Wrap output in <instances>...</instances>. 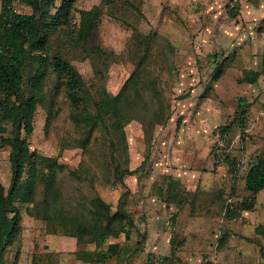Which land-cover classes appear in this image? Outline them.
Listing matches in <instances>:
<instances>
[{
  "label": "rangeland",
  "instance_id": "1",
  "mask_svg": "<svg viewBox=\"0 0 264 264\" xmlns=\"http://www.w3.org/2000/svg\"><path fill=\"white\" fill-rule=\"evenodd\" d=\"M235 1L236 17L229 13ZM15 7L31 12L21 2ZM75 7L70 24L49 30L48 38L51 55L67 58L83 76L90 100L82 107L96 111L94 100L120 92L135 71L140 75L127 92L125 135L77 125L68 91L56 74L47 79L29 141L33 153L54 157L61 167L59 206L88 216L90 199L101 197L114 211L127 209L131 236L117 224L118 235L108 239L118 244L110 264H264V189L251 209L236 208L252 195L245 185L248 169L264 158V0H76ZM81 10L96 21L85 39L79 35ZM218 64L223 71L215 79ZM250 71L261 72L254 83ZM241 99L246 104L238 112ZM9 154L0 135L6 189ZM116 165L138 170L122 183ZM44 189L40 184L37 202L18 203L21 231L7 264H59L63 257L50 241L71 235L48 231ZM83 246L95 248L92 242ZM78 260L104 264L71 252L63 259Z\"/></svg>",
  "mask_w": 264,
  "mask_h": 264
},
{
  "label": "trees",
  "instance_id": "2",
  "mask_svg": "<svg viewBox=\"0 0 264 264\" xmlns=\"http://www.w3.org/2000/svg\"><path fill=\"white\" fill-rule=\"evenodd\" d=\"M21 2L31 8V12H20L15 2ZM76 0H2L0 13V135L1 142L10 149L12 180L6 189L0 181V264H7V254L21 231V213L19 202H37L36 195L40 184L44 186L42 216L47 220L50 232H64L77 238L80 246L74 254L84 261L105 262L117 252L118 244L109 243L111 236H117V224L121 230L131 236L134 220L127 209L121 205L114 211L112 204L101 197L90 199L89 215L79 216L66 212L59 206L56 197L58 161L54 157H43L31 150L29 137L34 131V119L38 106L46 98V81L56 74L59 82L68 91L74 111L72 118L77 125L90 129L106 128L111 133L125 135V102L130 101L127 94L130 85L137 87L139 71L129 77L124 87L115 95L105 93L94 100L96 111L82 107L89 103L82 74L77 67L61 55H51L48 31L70 24L74 16ZM240 4L230 5L229 13L236 17ZM79 35L88 38L96 25L95 16L90 11L81 10ZM223 65L218 64L214 78L220 77ZM264 72V66L261 71ZM259 71H250V82L257 81ZM137 79V80H136ZM89 97V98H88ZM93 99V98H92ZM245 99H241L238 112ZM84 105V106H86ZM247 109L241 112L244 123ZM223 135L229 133L226 127ZM115 147L114 136L110 138ZM145 164V163H144ZM138 169L115 167L119 182L124 183L126 175H132ZM245 185L251 196L244 197L237 210H249L255 203L256 195L264 189V158L251 164L245 176ZM228 215H233L232 202L225 205ZM239 214V213H238ZM264 231V227L260 228ZM95 244L94 249L83 245ZM104 244L106 246L104 247ZM174 252V251H173ZM12 264H17L15 261ZM204 264H216L206 261Z\"/></svg>",
  "mask_w": 264,
  "mask_h": 264
},
{
  "label": "crops",
  "instance_id": "3",
  "mask_svg": "<svg viewBox=\"0 0 264 264\" xmlns=\"http://www.w3.org/2000/svg\"><path fill=\"white\" fill-rule=\"evenodd\" d=\"M53 243L54 242L51 243V241H50L52 251H59L60 253H62L63 257H60V263L59 264H64L65 262L63 261V259H64V255L66 253L71 252V253H73V255H75L74 252L77 250L78 241L76 240L75 237L70 236L69 238L68 237H60L57 239V241L54 244ZM47 261L50 263H48ZM80 261L77 264H84L83 261H81V262ZM52 262L53 261L48 259L46 261H43L41 264H46V263L53 264ZM103 263L104 264H110V263H113V261H110V262L106 261Z\"/></svg>",
  "mask_w": 264,
  "mask_h": 264
}]
</instances>
